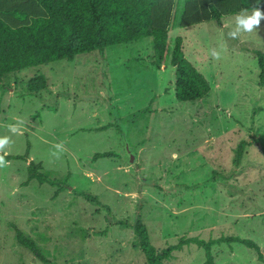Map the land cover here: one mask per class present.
<instances>
[{"label":"rangeland","instance_id":"374dc122","mask_svg":"<svg viewBox=\"0 0 264 264\" xmlns=\"http://www.w3.org/2000/svg\"><path fill=\"white\" fill-rule=\"evenodd\" d=\"M184 3L176 1L169 40L183 39L211 83L199 101L176 99L175 68L153 64L152 38L0 80V264H47L18 245L14 227L48 264H147L137 219L157 249L182 237H240L259 244L263 260L221 244L215 264H264V84L252 52H264V17L251 32L241 21L253 11L184 29ZM41 75L48 88L27 93ZM243 140L250 145L236 168ZM28 144L29 162L66 184L58 196V186L25 185L29 162L7 161ZM99 153L111 157L95 160ZM167 264H206L205 251L185 247Z\"/></svg>","mask_w":264,"mask_h":264},{"label":"trees","instance_id":"16d2710c","mask_svg":"<svg viewBox=\"0 0 264 264\" xmlns=\"http://www.w3.org/2000/svg\"><path fill=\"white\" fill-rule=\"evenodd\" d=\"M177 0H0V80L27 68L47 66L54 62H72L77 56L102 52L107 48L153 39L154 62L159 69L170 63L175 68V96L181 103L199 101L210 95V81L187 59L183 39L175 45L169 40L174 7ZM264 9V0H185L180 26L184 29L214 21L223 26V19ZM257 55L261 83L264 84V52ZM48 88L45 76H36L27 85L29 94H39ZM249 142L243 140L236 150L234 165L240 167ZM30 144L23 157L6 156L7 161L29 162ZM99 153L94 159L110 158ZM58 186L55 196L66 184L51 179L42 163L30 161L28 180ZM91 199V198H90ZM94 201L93 199H91ZM132 228L145 255L147 264H167L174 253L188 246L205 251L206 264H215L212 248L221 244H240L256 251L259 260L263 252L255 241L240 237L204 240L182 237L176 244L157 249L151 242L146 224L137 219ZM18 245L42 258L37 243L14 227Z\"/></svg>","mask_w":264,"mask_h":264},{"label":"clouds","instance_id":"9594fccd","mask_svg":"<svg viewBox=\"0 0 264 264\" xmlns=\"http://www.w3.org/2000/svg\"><path fill=\"white\" fill-rule=\"evenodd\" d=\"M262 17H264V12H261L259 7H257L254 9L253 15L247 18V20H242L241 23L244 24L245 30L247 32H251L253 31V26H256V28L259 27L260 19ZM232 35L234 36L235 33H233ZM13 130H15V128ZM5 143H7L6 139L0 140V148H2ZM3 165H4V158L0 156V167H3Z\"/></svg>","mask_w":264,"mask_h":264},{"label":"water","instance_id":"95a60500","mask_svg":"<svg viewBox=\"0 0 264 264\" xmlns=\"http://www.w3.org/2000/svg\"><path fill=\"white\" fill-rule=\"evenodd\" d=\"M133 161H134V158H132L131 162H133Z\"/></svg>","mask_w":264,"mask_h":264}]
</instances>
